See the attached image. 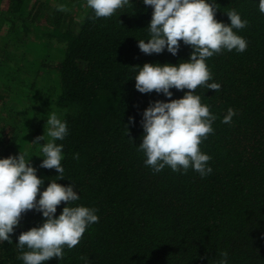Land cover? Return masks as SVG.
I'll return each instance as SVG.
<instances>
[{
	"label": "trees",
	"instance_id": "obj_1",
	"mask_svg": "<svg viewBox=\"0 0 264 264\" xmlns=\"http://www.w3.org/2000/svg\"><path fill=\"white\" fill-rule=\"evenodd\" d=\"M257 2L216 0L217 21L230 23L233 9L248 21L237 32L248 47L206 61L209 83L221 89H196L216 117L200 145L212 173L201 178L192 169L154 173L136 147L143 111L168 101L137 92L133 68L177 65L192 52L182 41L176 56L139 50L137 41L150 37V6L130 0L96 18L86 0H0V158L25 154L45 181L41 191L58 180L54 169L39 167L46 122L57 113L69 130L56 141L65 170L57 183L74 184L80 199L71 206L95 208L99 217L77 246H65L63 259L45 264H216L222 251L229 264H264V14ZM170 91L180 99L188 90ZM229 108L236 115L224 124ZM42 222L35 211L22 214L12 243H0V264H23L28 249H18L17 238Z\"/></svg>",
	"mask_w": 264,
	"mask_h": 264
},
{
	"label": "clouds",
	"instance_id": "obj_2",
	"mask_svg": "<svg viewBox=\"0 0 264 264\" xmlns=\"http://www.w3.org/2000/svg\"><path fill=\"white\" fill-rule=\"evenodd\" d=\"M152 9L148 24L150 37L137 41L139 50L145 55L162 54L167 51L176 56L180 42L192 49L187 61L172 64H144L135 67V90L141 94L155 91L163 94L166 101H155L143 111L141 127L142 142L136 146L144 153L145 166L159 173L166 167L172 172L186 173L192 169L201 178L212 173L209 164L212 157L201 151L200 145L214 132L216 117L209 106L201 102L196 94L198 87H206L214 93L221 84L213 80L206 61L222 50L243 53L247 50V40L238 35L239 30L248 25L246 19L235 10L226 13L230 23L215 19L216 0H142ZM264 14V0L257 2ZM130 5V0H86V6L96 18L112 17L117 10ZM60 10H64L61 8ZM170 89L183 91L180 99H172ZM236 115L229 108L222 123L231 124ZM134 118H129L133 123ZM47 143L40 146L43 159L39 165L43 169H54L58 180H64L63 141L69 134L68 125L57 113L49 114L47 120ZM44 135L38 136L30 144L39 145ZM73 158H78L74 154ZM31 160V159H30ZM25 154L0 158V243L10 242L14 229L20 226L22 214L28 211L39 213L43 222L21 232L17 238L18 249L27 248L20 256L23 264H45L46 261L64 257L65 246L70 250L77 246L85 231L98 223L95 208L71 206L80 199L75 185L62 186L58 180L49 181L41 191L45 181L37 177V169ZM39 195V199L37 196ZM64 203L61 213L56 216L57 207ZM216 264H229L227 251L220 252Z\"/></svg>",
	"mask_w": 264,
	"mask_h": 264
}]
</instances>
